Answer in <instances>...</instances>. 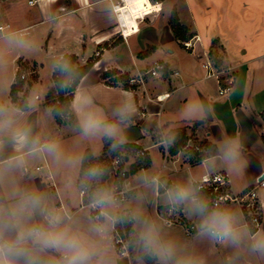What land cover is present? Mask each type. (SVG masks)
Returning <instances> with one entry per match:
<instances>
[{
	"label": "crops",
	"instance_id": "obj_1",
	"mask_svg": "<svg viewBox=\"0 0 264 264\" xmlns=\"http://www.w3.org/2000/svg\"><path fill=\"white\" fill-rule=\"evenodd\" d=\"M151 3L161 5V10L137 19L139 31L125 36L127 26L119 19L121 13L115 11L117 7H124V0H0V17L5 20L0 26L9 25L8 32L2 35L18 34L27 38L25 51H17L13 60L21 70L27 67L29 74L36 73L29 94L23 89L19 92L20 99L25 98L28 105L31 103L24 110V119L33 134L57 138L66 148H71L79 137L76 108L82 113H102L111 121L119 119L118 110L127 107L126 127L122 125L126 143L116 152L127 150L131 154L125 165L127 172L135 163L146 164V159L149 163L121 182L135 185L139 177L159 176L171 186L186 184L189 180L195 182L207 172L227 170L236 191L253 186L256 178L264 173V0ZM174 9L180 22L201 38L196 52L185 49L183 40L175 35L170 25ZM203 50L211 53L219 69L228 70V81H232L228 93L221 94L217 79L205 76L198 56ZM65 54L77 55L81 64L95 59V64L74 92V97L79 95L80 99L76 108L72 100L73 120L59 124L53 108L45 101L48 90L40 88L43 67H51L46 84L49 89L53 85V72ZM156 60L166 65L162 73L148 76L143 84L128 82ZM110 70L119 73L104 77ZM123 75L126 81L120 78ZM16 76L12 75L7 97L0 103L20 108L10 96ZM165 94L169 95L159 100L158 96ZM45 108L50 109L54 125H47L51 121L47 122L44 117ZM179 129L185 130L188 137L193 136L204 151L206 143H213L218 152L198 162V153L186 146L187 137L184 146L172 154L170 148L175 145L172 132ZM105 146L106 140L97 142L101 155L105 151L107 155L115 153L110 151V146L107 150ZM83 147L85 151L89 149L87 144ZM137 149H146L145 156L138 158ZM10 154L11 146L6 144L0 158ZM43 179L37 172L29 182L55 195L57 189L51 182L43 183ZM111 179H117L114 170ZM24 180L28 181V177ZM59 183L57 176L56 184ZM140 191L144 195L145 215L155 221L162 238L173 240L203 258L204 264H248L244 254L238 259L234 256L236 250L232 246H222L199 236L198 218L190 216L184 205L180 206L184 210L183 220L167 225L163 217L169 204L163 197V189L160 196H154L151 189ZM259 198L264 204V188L259 189ZM219 208L236 213L250 234L264 235V211L261 227L252 230L246 225L250 209L233 203ZM112 236L116 254L122 256L114 243V233ZM128 253V257L116 260L115 264H140L141 260L147 264L137 251L132 253L129 249ZM259 264H264V260Z\"/></svg>",
	"mask_w": 264,
	"mask_h": 264
},
{
	"label": "clouds",
	"instance_id": "obj_2",
	"mask_svg": "<svg viewBox=\"0 0 264 264\" xmlns=\"http://www.w3.org/2000/svg\"><path fill=\"white\" fill-rule=\"evenodd\" d=\"M161 7L150 0H124V7L115 9L127 26L123 35L139 31L136 20ZM57 67L70 80L69 66ZM60 87L65 89L69 83ZM79 99L74 97V108ZM76 110L79 137L66 148L57 138L33 134L24 110L0 103V153L6 144L12 149V154L0 158V264H115L129 256L126 250L122 256L116 254L112 233L117 223L132 224L129 243L134 240L135 250L155 257L157 264H204L203 258L162 238L155 221L145 215L141 188L151 189L154 196L163 189L173 210L184 205L190 216L198 218L199 236L232 246L237 259L244 254L248 264L264 260V235L250 234L230 209L210 208L194 181L169 186L159 176L139 177L135 185L111 179L109 165L99 159L97 142L111 141V152L126 143L122 125L126 127L127 107L111 121L102 113ZM85 144L89 151L84 150ZM37 172L45 177L43 183L51 182L57 189L55 195L29 182Z\"/></svg>",
	"mask_w": 264,
	"mask_h": 264
},
{
	"label": "built area",
	"instance_id": "obj_3",
	"mask_svg": "<svg viewBox=\"0 0 264 264\" xmlns=\"http://www.w3.org/2000/svg\"><path fill=\"white\" fill-rule=\"evenodd\" d=\"M34 1H31L33 3ZM155 3L154 5H156ZM9 25H1L0 30L5 31ZM197 42H201V38L198 35H194L192 38L182 42L183 47L192 52H196ZM200 59H202V67L205 71V76L207 78H216L220 89L221 94H226L232 89V81H228V70L219 69L215 61L211 57V53L207 50H203L198 54ZM166 69L165 63L162 61L156 60L153 62L151 67L145 71H139L135 76L129 78L128 82L130 84H143L148 76H157ZM26 74L21 73L20 80L26 79ZM16 82V81H15ZM169 94L158 96L159 100H162L163 96H168ZM39 98V96H36ZM187 147H191L195 152L202 153L204 148L194 139L193 136H189L187 140ZM146 149H137L135 150V155L140 158L145 156ZM131 154L127 150L122 151L118 156H116L111 164L113 170L125 176L127 171L125 165L128 163V159ZM206 158H203L204 161ZM207 177V181H204V177ZM195 184L198 186L199 191H206L210 196V205L211 207H221L226 203H233L238 205L241 208L250 209L248 213V219H246V225L252 230H258L262 225L263 220V211L264 204L259 198V189L264 188V173L260 174L253 186L243 190L236 191L232 184V179L230 173L227 170H218L214 172H207L203 174L199 179L195 181ZM183 209L181 207L177 209H172L169 205L163 219L164 222L173 226L178 224L183 220ZM117 223L116 230L114 232V243L123 253L125 250L128 252L129 243L124 233L120 230ZM127 245V248H125Z\"/></svg>",
	"mask_w": 264,
	"mask_h": 264
},
{
	"label": "trees",
	"instance_id": "obj_4",
	"mask_svg": "<svg viewBox=\"0 0 264 264\" xmlns=\"http://www.w3.org/2000/svg\"><path fill=\"white\" fill-rule=\"evenodd\" d=\"M153 2L156 1H162V0H151ZM170 25L175 33V35L180 38L181 40L185 41L190 38H192L196 33L191 32L190 29L183 25L178 17V13L176 9L173 10L172 16L170 19ZM67 64L69 68L71 69V78L69 80L68 76L65 73H62L59 71L58 67L56 66L53 76H52V82L53 85L49 88L47 95H46V102L48 105H50L53 108V114L56 118V121L59 124H66L73 120L74 114L72 110V100L74 98V92L79 85L82 78L92 69V67L95 64V59L89 60L86 64H81L78 60V56L75 54H65L63 58L60 60L59 64ZM58 64V65H59ZM118 70H110L106 73H104V77L113 76L115 74H118ZM17 77L19 75L17 74ZM20 78V77H19ZM120 78L124 81L127 80L126 76H120ZM21 80H18L14 82L11 86V92L10 96L12 98L13 102H17L18 106L26 110L28 109V103L25 98L20 99L19 92L22 90V82ZM68 82L69 87L65 89H61L60 85ZM175 139V145L170 148V152L172 154H176L180 148H182L187 140V135L185 130H176L172 132ZM111 141L106 140V150L110 146ZM130 146L129 144H126L125 146ZM123 146V145H122ZM121 146V147H122ZM132 147L137 148V145H132ZM206 151H203L202 153H198V156L196 158V161H201L203 158H206L209 154H215L218 152V148L213 143H206L205 144ZM89 151V149L87 150ZM99 159L103 162H107V153L106 151L100 155ZM149 163V160L146 159V164H141V162L135 163L131 166L130 171L126 173L125 176H122L121 173L117 175L118 181H122L125 177H127L129 174L135 173L139 169H141L142 166H147ZM110 170L113 171V166L110 163H108ZM198 195L205 199L210 207V196L206 191H199ZM118 227L120 230L124 233V236L128 240V243L131 239L130 234L132 233V224L126 223V224H118ZM129 249L133 253L136 250L135 241L132 240L131 243H129ZM141 256L144 258L147 264H157L155 257L146 256L140 253Z\"/></svg>",
	"mask_w": 264,
	"mask_h": 264
},
{
	"label": "rangeland",
	"instance_id": "obj_5",
	"mask_svg": "<svg viewBox=\"0 0 264 264\" xmlns=\"http://www.w3.org/2000/svg\"><path fill=\"white\" fill-rule=\"evenodd\" d=\"M5 22L4 18L0 17V23ZM13 29V28H11ZM10 29V30H11ZM5 32H8V30H5L4 32L0 31V100H4L7 97L8 94V90H9V83H10V79L12 77V75L14 74H18L19 76L21 75V73H25L26 79L21 80L20 82H22V89L25 90L27 92V94H29L30 90H31V86L34 84L35 80H34V76H36V73H30V69H28L26 67L23 68L22 67V71L20 68L17 67V65L15 64L13 58L14 55L17 51H25L24 49V45L26 42V36L25 37H19V35H15V34H4ZM34 69V68H33ZM50 70L51 67L49 65H46L45 67H43L42 69V79H43V84L42 87L40 88V90H49L48 86L46 88V84L49 82L50 79ZM20 80L19 77L16 76L15 81ZM45 86V87H44ZM45 94V97L47 95ZM44 95V93H42ZM44 100V96L43 99ZM41 100V101H42ZM46 101V98H45ZM38 102V101H37ZM40 102V101H39ZM46 109V114H45V118L46 121L48 122L51 121V124L47 125H54V120H53V116L50 112L49 108H45ZM119 155L118 152H115L113 155H107L108 159L107 162H105L107 165L108 163L111 162L112 159H114V156ZM115 171V170H114ZM129 250V248H128ZM136 252V251H135Z\"/></svg>",
	"mask_w": 264,
	"mask_h": 264
},
{
	"label": "snow or ice",
	"instance_id": "obj_6",
	"mask_svg": "<svg viewBox=\"0 0 264 264\" xmlns=\"http://www.w3.org/2000/svg\"><path fill=\"white\" fill-rule=\"evenodd\" d=\"M150 2H151V0H150Z\"/></svg>",
	"mask_w": 264,
	"mask_h": 264
}]
</instances>
